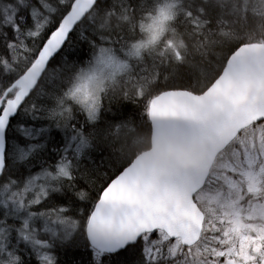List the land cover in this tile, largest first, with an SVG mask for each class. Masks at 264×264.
Instances as JSON below:
<instances>
[{"label":"snow or ice","instance_id":"obj_1","mask_svg":"<svg viewBox=\"0 0 264 264\" xmlns=\"http://www.w3.org/2000/svg\"><path fill=\"white\" fill-rule=\"evenodd\" d=\"M69 251L264 264V0H0V264Z\"/></svg>","mask_w":264,"mask_h":264},{"label":"trees","instance_id":"obj_2","mask_svg":"<svg viewBox=\"0 0 264 264\" xmlns=\"http://www.w3.org/2000/svg\"><path fill=\"white\" fill-rule=\"evenodd\" d=\"M160 2H163V0H160ZM176 85H179L180 81L177 80L173 82ZM117 108L119 109L118 114L121 116H131L135 117L139 113V109L132 104L128 103L124 106L117 105ZM114 112H116V109H114ZM63 261H78L79 264H85L87 261V256L83 255L80 251H69L67 256L62 255Z\"/></svg>","mask_w":264,"mask_h":264}]
</instances>
